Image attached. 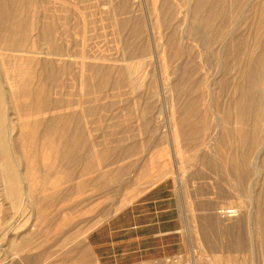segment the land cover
Returning a JSON list of instances; mask_svg holds the SVG:
<instances>
[{
  "label": "rangeland",
  "instance_id": "rangeland-1",
  "mask_svg": "<svg viewBox=\"0 0 264 264\" xmlns=\"http://www.w3.org/2000/svg\"><path fill=\"white\" fill-rule=\"evenodd\" d=\"M0 115V264H101L89 233L160 182L155 264H264V0H0Z\"/></svg>",
  "mask_w": 264,
  "mask_h": 264
},
{
  "label": "crops",
  "instance_id": "crops-1",
  "mask_svg": "<svg viewBox=\"0 0 264 264\" xmlns=\"http://www.w3.org/2000/svg\"><path fill=\"white\" fill-rule=\"evenodd\" d=\"M181 227L171 188L160 182L93 229L89 243L101 264H155L173 257Z\"/></svg>",
  "mask_w": 264,
  "mask_h": 264
},
{
  "label": "bare ground",
  "instance_id": "bare-ground-1",
  "mask_svg": "<svg viewBox=\"0 0 264 264\" xmlns=\"http://www.w3.org/2000/svg\"><path fill=\"white\" fill-rule=\"evenodd\" d=\"M157 3V2H156ZM16 50V49H15ZM46 53V52H45ZM49 56V55H48ZM59 56V55H58ZM42 58V57H41ZM47 63V62H46ZM68 63V62H67ZM248 64V63H247ZM221 65V64H220ZM41 66V65H40ZM81 68V67H80ZM45 71V70H44ZM256 71V70H255ZM24 89H26L27 90V88L25 87ZM28 91V90H27ZM24 94L25 95H29V93H27L26 91L24 92ZM38 97V96H37ZM69 97V96H68ZM68 99V98H67ZM43 103V102H42ZM56 104V103H55ZM61 105V104H60ZM75 105V104H74ZM257 105V104H256ZM49 106V105H48ZM53 106V105H52ZM55 106V105H54ZM54 106H53V109H54ZM66 107V106H65ZM59 108H60V106H59ZM81 108V107H80ZM55 109H57V108H55ZM47 111V110H46ZM59 110H57V112H58ZM234 111V110H233ZM44 112V111H43ZM48 112V111H47ZM53 112H56V111H53ZM235 112V111H234ZM1 116V115H0ZM3 116V115H2ZM48 119V118H47ZM42 120V119H41ZM3 121H4V119H3ZM2 120H0V128H1V126H2V122H3ZM44 123H45V127H51V126H53V125H55V123H53V119H49V120H45L44 121ZM64 124V123H63ZM23 126H32V127H36V125H37V122H34V123H32V124H26V123H24V124H22ZM66 125V124H65ZM4 126H5V124H4ZM243 126V125H242ZM38 127V126H37ZM2 128H3V126H2ZM26 128V127H25ZM29 128H31V127H29ZM53 128V127H52ZM60 129V131L57 133V135H58V137H59V140H64V139H66V137H67V134L65 133V128H61V127H59ZM3 130V129H2ZM77 130H75V132H76ZM74 133V132H73ZM76 134V133H75ZM73 135V134H72ZM75 136V135H74ZM65 143V142H64ZM240 144V143H239ZM264 144V143H263ZM69 146V145H68ZM46 148H47V154H49L50 152H54V154H55V157L58 159H61V160H64V159H66L67 157H70V156H72V154H73V151L71 150L70 151V148H69V150L68 149H66L65 148V146H64V144L63 145H61L60 146V143L57 145V146H53V144H48V145H46L45 146ZM75 150V149H74ZM259 154V153H258ZM46 156V155H45ZM46 157H48V156H46ZM255 157V156H254ZM45 158V157H44ZM6 159V158H5ZM4 165H6V164H4ZM73 166V165H72ZM258 166V165H257ZM5 167V166H4ZM258 171V170H257ZM20 172V171H19ZM4 173H5V171H4ZM17 173H18V169L16 168V166H13V165H10V166H8V170H7V173H5V182H6V187H7V189H9L10 190V192L12 193V196L13 197H15L16 195H17V193L19 192V190H20V182H19V180H18V175H17ZM22 175V174H21ZM92 176V175H91ZM4 179V178H3ZM26 187V186H25ZM85 202V201H84ZM33 225H34V223H33V221L30 223V230H32L33 229Z\"/></svg>",
  "mask_w": 264,
  "mask_h": 264
}]
</instances>
